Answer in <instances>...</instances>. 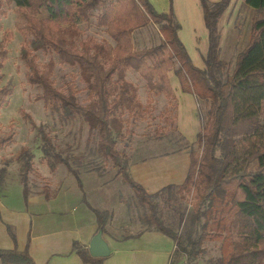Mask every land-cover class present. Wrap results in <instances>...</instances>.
<instances>
[{
    "label": "trees",
    "instance_id": "trees-1",
    "mask_svg": "<svg viewBox=\"0 0 264 264\" xmlns=\"http://www.w3.org/2000/svg\"><path fill=\"white\" fill-rule=\"evenodd\" d=\"M199 1L208 31L203 67L194 63L182 41L181 23L175 13L159 12L150 0H0V13L5 3H14L24 14L26 25L22 31L26 39L21 44L20 57L27 67V81L40 89L36 98L60 120L79 118L90 131L97 132L98 155L111 161L115 176L133 190L135 204L144 212L142 223L149 225L146 228L172 238L175 252H182L189 259L200 257L206 241H219L220 255L206 264H264V0H244L255 10L252 35L233 66L220 55V20L232 0ZM43 8L48 17H37ZM93 17L96 26L115 44L92 35L79 37V24L88 23ZM149 24L156 25L160 42L137 47L136 30ZM8 34L12 36L11 31ZM37 51L46 54L48 61H38ZM8 55L6 43L0 42V69ZM55 55L61 63L79 69L87 90L84 101L73 83H66L65 88L55 85ZM130 70L144 80L149 95L164 94L174 112L177 101L171 71L180 79L183 91L195 94L200 102L202 129L197 136L198 148L190 150L186 179L162 190H170L171 199L176 193L193 199L187 233L166 226L158 205L161 191L148 193L134 180L129 173L130 155L118 149L117 136L125 134L124 130L133 132L129 127L132 121L145 118L151 110V103L144 105L141 101L138 86L127 79ZM12 94L13 89L1 84L0 79V106L7 105ZM172 108L169 112H173ZM165 120L173 124L175 118ZM31 123L36 125L32 120ZM37 129L49 170L54 172L64 165L83 186L80 171L72 166L69 156L61 153L43 126ZM12 140L13 132L0 137V149ZM32 156L28 149L19 156L23 162L20 180L25 199L31 193ZM6 172L5 166L0 168V188ZM109 215L108 211H97L99 227L104 228ZM180 221L185 222L183 213ZM195 224L199 232L192 236ZM8 231L15 240L11 226ZM74 249L84 262L103 264V258L92 257L79 243L74 242ZM0 261L36 264L27 248L16 247L0 246ZM170 264L182 263L171 259Z\"/></svg>",
    "mask_w": 264,
    "mask_h": 264
},
{
    "label": "rangeland",
    "instance_id": "rangeland-1",
    "mask_svg": "<svg viewBox=\"0 0 264 264\" xmlns=\"http://www.w3.org/2000/svg\"><path fill=\"white\" fill-rule=\"evenodd\" d=\"M150 2L159 12L172 10L175 13L181 23L180 37L182 41L185 43L194 63L203 67L208 39L200 1L150 0ZM254 15L255 10L248 6L244 0H232L231 5L221 17L220 55L232 66L237 54L250 41ZM36 16L47 18L48 12L43 8ZM25 25L26 18L16 5L5 3L3 12L0 13V42L6 43L9 55L4 67L0 69V79L1 84H7L13 89V94L7 105L0 106V137L13 132V140L3 149H0V168L5 166L7 169L3 185L7 188L12 187L9 193L10 199L14 204H24L23 184L20 180L23 162L19 159L24 149H28L33 155V168L29 173L30 190L36 192L48 187L50 170L45 163L44 154L41 150L42 139L37 129L38 126H43L61 153L69 156L72 166L80 171V176L84 177L85 182L91 183L87 184L84 189L88 194H93V197H90L93 199V203L98 204L101 201L102 206H106L109 211L119 201L123 205L126 204L129 206L131 218L126 222L128 224L125 231H138L139 227L143 226L141 224L144 218L143 209L138 203L135 204V196L131 187L124 183L121 177L115 176L116 169L112 166V162L105 161L98 155L97 132L90 131L88 125L79 118L69 121L60 120L47 110L42 100L36 98L40 89L30 85L27 81V67L20 57L21 44L26 39L22 31ZM79 28L81 30L80 38L84 39L86 36L92 35L98 40L107 39L109 43L115 44L114 40L102 28L96 26L95 17L88 23H80ZM10 31L12 36L8 34ZM135 34L137 47H143V45L151 47L160 42V35L154 24L136 30ZM36 55L37 60L41 63L49 59L42 51H37ZM54 57L56 60L53 76L55 85L65 88L66 83H73L80 90L79 98L84 101L87 97V90L84 88L85 83L81 79L79 69L61 63L58 55ZM127 79L138 86L141 101L144 105L151 103V110L145 118H137L136 121H132L129 127L133 132L126 133L124 130L125 134L117 136L118 149L125 150L131 157L136 154L140 156L158 154L169 147L166 139L178 140L179 138L176 125L177 113L174 112V108L170 104L171 101L164 94L149 95L145 82L138 73L132 70L127 71ZM170 108L173 112H169ZM166 117L175 118L174 123L166 122ZM31 120L34 121L35 126ZM196 141L197 139L192 142L191 148H198ZM134 148L137 150L133 153ZM59 169L61 172L67 170L64 165L59 166ZM48 189L46 191H49ZM94 191L96 194L99 192V198H94ZM163 196L164 199L159 201L158 205L164 223L181 234L187 233L186 230L189 228H186V225L190 222L193 199L189 195L182 198L177 193L171 199L170 190H166ZM121 213L123 214V212ZM121 213L119 217H122L123 222L124 218ZM182 213L185 216L184 223L180 221V214ZM143 224L149 226L147 223ZM108 227L112 228V233L118 236L124 231L119 221L109 224ZM197 232H199V226L195 224L192 227V236L196 235ZM185 244L187 246L189 243ZM220 245L221 242L219 241H206L203 245L204 252L198 259H189L184 253L175 252L176 248H174L170 260H180L182 264H206L213 257L220 255Z\"/></svg>",
    "mask_w": 264,
    "mask_h": 264
},
{
    "label": "crops",
    "instance_id": "crops-1",
    "mask_svg": "<svg viewBox=\"0 0 264 264\" xmlns=\"http://www.w3.org/2000/svg\"><path fill=\"white\" fill-rule=\"evenodd\" d=\"M207 48L208 45L206 51ZM169 76L177 101L176 125L179 138H165L169 147L158 154L130 156L129 165L130 175L148 193L161 191L159 201L164 199L162 190L165 187L180 185L185 181L190 166V145L202 129L201 106L197 96L183 91L174 71ZM136 150L134 148L132 152ZM81 181L83 186H80L75 175L68 170L61 172L58 167L56 171H50L47 183L49 191H46L47 188L31 191L27 199L23 196L22 205L14 204L10 199L12 187L2 186L0 246L16 247L19 250L27 248L36 264H93L83 261L74 249V242L89 252V243L100 228L97 211H108L110 215L103 228V236L108 241L111 253L103 258V264H170V257L176 247L172 238L156 229L146 228L143 223L138 231L126 232V222L131 218L129 206L119 201L109 211L106 206H102L101 201L94 204L93 199H90L93 194H88L84 189L91 183L85 182L83 176ZM99 197V192L96 194L94 191V198ZM120 213L124 223L122 217H119ZM115 221L123 226L122 234L125 235L112 233L108 225ZM8 226L14 230L15 240L9 234Z\"/></svg>",
    "mask_w": 264,
    "mask_h": 264
},
{
    "label": "water",
    "instance_id": "water-1",
    "mask_svg": "<svg viewBox=\"0 0 264 264\" xmlns=\"http://www.w3.org/2000/svg\"><path fill=\"white\" fill-rule=\"evenodd\" d=\"M89 253L92 257L104 258L110 255L111 248L103 236V228L100 227L89 243Z\"/></svg>",
    "mask_w": 264,
    "mask_h": 264
}]
</instances>
